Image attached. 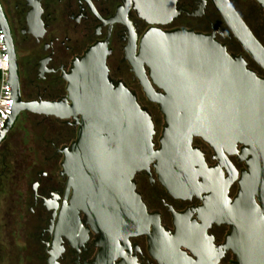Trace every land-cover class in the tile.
I'll return each mask as SVG.
<instances>
[{"label":"flooded vegetation","instance_id":"af4514ba","mask_svg":"<svg viewBox=\"0 0 264 264\" xmlns=\"http://www.w3.org/2000/svg\"><path fill=\"white\" fill-rule=\"evenodd\" d=\"M230 1L264 46V7L257 0ZM6 2L14 8L10 21L0 1L10 27L24 100H68L66 76L91 47L102 46L108 51L110 81L128 87L150 113L156 150L162 147L160 140L168 122L161 106L149 100L136 70L149 31L185 29L212 36L233 58H243L247 68L264 78V69L235 37L213 0ZM143 69L155 90L166 94L155 84L152 68L144 63ZM29 113L40 116L38 126L48 125L49 129L37 140L41 143L32 151L29 161L33 164L26 175L20 167L13 169L9 164L5 156L10 150L0 159V197L3 193L10 195V200H0L5 203L0 205V264H164L156 257L152 238H158L169 252L182 251L194 260H198L196 253H210L218 264L238 260L226 247L232 225L212 218L210 192L200 188L189 195L171 193L154 164L149 170L138 171L133 179L151 216L148 231L129 238L117 234L109 239L83 208L72 203L74 192L64 163L78 139L81 117ZM189 152L197 179L206 182L210 178L202 175L203 162L217 170L213 176L221 191L226 182L232 181L227 197L233 202L243 173L249 172V146L241 142L215 144L195 136ZM16 161L20 164L24 159ZM11 186V192L6 190ZM20 217L24 220L17 223ZM16 242L21 243L23 255L15 252Z\"/></svg>","mask_w":264,"mask_h":264},{"label":"water","instance_id":"95a60500","mask_svg":"<svg viewBox=\"0 0 264 264\" xmlns=\"http://www.w3.org/2000/svg\"><path fill=\"white\" fill-rule=\"evenodd\" d=\"M213 1L235 37L264 69V46L231 1ZM257 1L264 7V0ZM0 26L11 56L9 120L3 123L0 143L26 111L81 117L65 172L74 192L73 205L83 208L105 236L129 238L148 231L151 216L133 179L154 164L171 193L189 195L200 188L210 192L212 218L233 227L226 245L237 255L233 264H264V78L247 68L243 58H233L212 36L194 31L155 29L146 34L136 70L149 100L161 106L168 122L162 147L156 150L150 113L128 87L109 79L106 48L95 45L76 62L66 76L68 100L27 101L22 97L14 44L1 4ZM144 63L166 94L155 90ZM195 136L215 144L249 146V172L243 173L233 202L227 197L232 181L225 183L222 192L213 176L217 170L202 162V175L210 178L197 179L189 156ZM151 242L164 264H218L210 253H196L198 260H194L182 251L169 252L158 238Z\"/></svg>","mask_w":264,"mask_h":264},{"label":"rangeland","instance_id":"374dc122","mask_svg":"<svg viewBox=\"0 0 264 264\" xmlns=\"http://www.w3.org/2000/svg\"><path fill=\"white\" fill-rule=\"evenodd\" d=\"M0 1L2 2L3 6H4L5 14H6L7 18L10 21H12L11 11H14L13 6L10 5L9 3H7L6 0H0ZM0 86H1V82H0ZM144 101H145L144 103H146V104L148 103L145 99H144ZM151 108L153 110V107H151ZM153 111L156 113L155 109ZM39 121H41L40 116L29 113V111L24 112L23 115L17 121H15V123L13 124L11 129L8 131L6 141H2L0 143V159L8 152V150H10V154H6V156H5L9 159V161H8L9 164L11 166H13L12 167L13 169L20 167L19 171L21 170L22 174H25V175L29 172L30 167H32V164H33L32 161L31 162L29 161V159L33 158V152L32 151L34 150V147H36V145H39V143H41V142H38L37 140H39L40 135H47L46 132H44V131H45V129H49L48 125L38 126L37 123ZM57 130L59 131V129H57ZM34 157L36 158V157H38V155L36 154ZM15 159H24V162L23 163L20 162V164H18L16 161V163H14ZM22 168H23V170H22ZM8 196H10L8 193H3L1 197L7 198ZM1 197H0V200H2ZM8 200H10V199H8ZM0 205L4 206L5 203L0 202ZM1 212H2V209L0 207V213ZM20 220H24V218H22V217L17 218V223H20ZM13 227L15 229H17V226L15 227L13 225ZM19 228L20 227H18V229ZM15 236L16 235L14 234V238H15ZM17 236H18V234H17ZM19 236H21V235H19ZM11 240L12 239L9 240L10 243H11ZM11 248H13V247H11ZM13 250H14V248H13ZM15 252L16 253L18 252V256H19V254L23 255L24 249H23L20 242H16ZM10 253H12V252H10ZM8 264H11V263L9 262Z\"/></svg>","mask_w":264,"mask_h":264},{"label":"built area","instance_id":"2783aa9c","mask_svg":"<svg viewBox=\"0 0 264 264\" xmlns=\"http://www.w3.org/2000/svg\"><path fill=\"white\" fill-rule=\"evenodd\" d=\"M4 31V32H3ZM8 48V50H7ZM7 43V36L5 30L0 26V133L4 122L9 120V107H8V93L7 82H10V63L11 56Z\"/></svg>","mask_w":264,"mask_h":264},{"label":"trees","instance_id":"16d2710c","mask_svg":"<svg viewBox=\"0 0 264 264\" xmlns=\"http://www.w3.org/2000/svg\"><path fill=\"white\" fill-rule=\"evenodd\" d=\"M10 173H11V174L14 173L13 169H12V171H11ZM12 189H13V186H11V188H10V187H6V190H8V191H10V192L12 191Z\"/></svg>","mask_w":264,"mask_h":264},{"label":"bare ground","instance_id":"6f19581e","mask_svg":"<svg viewBox=\"0 0 264 264\" xmlns=\"http://www.w3.org/2000/svg\"><path fill=\"white\" fill-rule=\"evenodd\" d=\"M99 46V45H98ZM99 47H102V46H99ZM61 116H63V115H61Z\"/></svg>","mask_w":264,"mask_h":264}]
</instances>
